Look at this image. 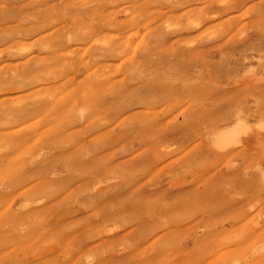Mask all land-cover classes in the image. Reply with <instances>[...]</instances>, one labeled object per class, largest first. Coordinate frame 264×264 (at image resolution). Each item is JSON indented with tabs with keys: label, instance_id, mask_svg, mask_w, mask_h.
<instances>
[{
	"label": "bare ground",
	"instance_id": "obj_1",
	"mask_svg": "<svg viewBox=\"0 0 264 264\" xmlns=\"http://www.w3.org/2000/svg\"><path fill=\"white\" fill-rule=\"evenodd\" d=\"M0 264H264V0H0Z\"/></svg>",
	"mask_w": 264,
	"mask_h": 264
},
{
	"label": "rangeland",
	"instance_id": "obj_2",
	"mask_svg": "<svg viewBox=\"0 0 264 264\" xmlns=\"http://www.w3.org/2000/svg\"><path fill=\"white\" fill-rule=\"evenodd\" d=\"M253 64H256V59L255 58H253V59H251L250 60ZM255 68V66H252V69H254Z\"/></svg>",
	"mask_w": 264,
	"mask_h": 264
}]
</instances>
